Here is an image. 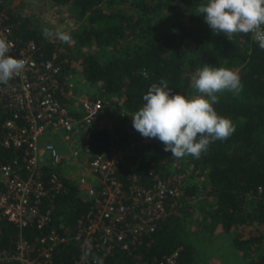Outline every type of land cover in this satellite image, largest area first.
Masks as SVG:
<instances>
[{
	"label": "trees",
	"instance_id": "trees-1",
	"mask_svg": "<svg viewBox=\"0 0 264 264\" xmlns=\"http://www.w3.org/2000/svg\"><path fill=\"white\" fill-rule=\"evenodd\" d=\"M49 1L63 7L78 24L72 45L45 38L30 26L21 5L11 9L0 0V11L7 16L6 24L16 39L36 44L39 60L54 59L61 66V92L77 70L84 83L97 88L105 107L111 98L120 102L123 112L117 117L121 126L114 131L124 144V153L116 177L124 186L132 177L144 186L157 180L179 186L178 201L166 208V217L153 233L142 236L128 250L116 247L106 257L97 254L96 258L102 264H144L177 252V264H199L194 238L200 234L202 241H207L224 233L231 235L242 264H264V50L252 34H236L231 41L223 33L214 34L197 13V7L207 0ZM206 64L228 68L240 76L243 88L239 95L218 94L219 102L213 105L218 115L233 122L235 131L227 139L211 143L198 159H178L163 151L158 139L144 138L134 130L131 116L142 107L148 88L161 80H166L174 93L196 95L191 80ZM56 99L62 105L69 103L62 94ZM105 107L87 131L91 149L109 155L110 137L102 125H110L103 118L114 115ZM6 117L0 108V125ZM18 155L20 150L0 148V162ZM176 160L185 161L183 169H172ZM184 175L191 178L187 181ZM199 176L205 178L206 187L194 181ZM60 178L61 190L52 191V196L42 201L41 210L49 211L51 219L43 229H19L0 219V253L11 255L20 240L34 242L51 231L63 235L95 208L80 196L77 183L63 175ZM43 181L47 183V178ZM191 200L201 202L196 232L184 225L186 217L194 215ZM80 252L73 241L58 245L49 264H73ZM0 264L18 262L0 259Z\"/></svg>",
	"mask_w": 264,
	"mask_h": 264
},
{
	"label": "built area",
	"instance_id": "built-area-1",
	"mask_svg": "<svg viewBox=\"0 0 264 264\" xmlns=\"http://www.w3.org/2000/svg\"><path fill=\"white\" fill-rule=\"evenodd\" d=\"M6 20L0 11V37L14 45L9 55L25 60L26 67L8 84H0V108L7 113L0 125V148L21 151L20 156L0 162V219L19 229L35 226L41 230L51 220L50 212L41 210L42 201L51 197L52 191L61 190L62 173L57 146H42L40 141H71L89 129L105 105L98 95L75 93L72 76L65 82L66 91L61 92V66L54 59L39 60L36 44L16 39ZM59 94L77 102L79 110L72 113L66 104H60L56 99ZM115 143L112 137L109 155L94 152L88 143L71 150V155L85 164V172L77 183L80 196L95 208L80 218L73 230L63 235L51 231L34 242L20 240L13 254L3 251L0 259H13L18 264H49L58 245L73 241L81 249L73 264H97V254L106 257L116 247L128 250L142 236L156 230L167 215L166 208L180 197L178 183L157 180L144 186L132 177L124 186L116 177L123 153ZM177 258L174 252L144 264H177Z\"/></svg>",
	"mask_w": 264,
	"mask_h": 264
},
{
	"label": "clouds",
	"instance_id": "clouds-1",
	"mask_svg": "<svg viewBox=\"0 0 264 264\" xmlns=\"http://www.w3.org/2000/svg\"><path fill=\"white\" fill-rule=\"evenodd\" d=\"M197 13L214 34L223 33L231 41L236 34L251 33L264 50V0H207L197 7ZM48 34L45 29L44 35ZM56 35L63 43L72 40L68 32ZM13 46L0 37V84H8L25 70V60L9 55ZM191 87L197 94L186 97L174 93L166 80L154 83L143 95L142 107L131 116L134 130L144 138L158 139L164 145L163 151L178 159L186 156L198 159L211 143L233 134V122L218 115L213 105L219 102L218 94L239 95L243 85L236 72L206 64L197 69ZM96 260L102 264L100 258Z\"/></svg>",
	"mask_w": 264,
	"mask_h": 264
},
{
	"label": "rangeland",
	"instance_id": "rangeland-1",
	"mask_svg": "<svg viewBox=\"0 0 264 264\" xmlns=\"http://www.w3.org/2000/svg\"><path fill=\"white\" fill-rule=\"evenodd\" d=\"M3 3L6 7L11 9L17 8V6L21 5L30 26L37 29V31L41 32L43 35L44 30H48L49 34L47 36L44 35V37L49 41L55 42L59 45H64L65 43L61 42L57 38L56 34L58 32H68L72 37L71 42L68 44H73V32L77 29L78 24L69 18L63 7L54 6L49 0H4ZM15 13L18 15L19 11L15 10ZM72 76L75 85V93L89 97L97 95V88L89 87L86 83H84L80 71H74ZM115 100V98H111L106 101V107H109V110L112 112L114 117L112 116V118H110L107 116L103 118V122L106 120L110 125L102 126H105L106 130H108L110 140L112 137L115 139V142L117 143H115L117 150L124 153V144L119 141V136L115 134V128L121 126V122L117 116L123 111L121 110L122 108L120 102ZM115 102L117 103L115 104ZM66 105L72 113H76L79 110L78 103L75 101H69ZM123 119L125 120V117ZM127 126L128 121L126 127ZM89 141V131H85L78 137H75L68 142H64L62 139L44 138L40 145L43 146L45 143H54L60 151L62 175L66 179L78 183L79 177L85 172V164L81 159L74 158L71 155V150L72 148H80L82 144L88 143ZM184 164V160H176L172 165V169H183ZM184 176L187 178V181L191 178V175ZM194 181H196L197 185L200 187L207 186V182L202 176L196 177ZM189 203V205L194 206L195 208L193 212L194 215L192 217H186L184 225L188 231L196 232V219L198 217L196 211L201 202L200 200H191ZM194 239H196L198 245L199 264L243 263L242 258L232 246L230 234L219 233L215 237L209 238L207 241H202L201 235L198 234Z\"/></svg>",
	"mask_w": 264,
	"mask_h": 264
},
{
	"label": "crops",
	"instance_id": "crops-1",
	"mask_svg": "<svg viewBox=\"0 0 264 264\" xmlns=\"http://www.w3.org/2000/svg\"><path fill=\"white\" fill-rule=\"evenodd\" d=\"M43 140H44V139H43ZM43 140H41L40 143H41Z\"/></svg>",
	"mask_w": 264,
	"mask_h": 264
}]
</instances>
